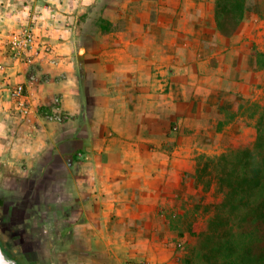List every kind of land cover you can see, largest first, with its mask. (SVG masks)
<instances>
[{"label":"crops","instance_id":"0c3cea01","mask_svg":"<svg viewBox=\"0 0 264 264\" xmlns=\"http://www.w3.org/2000/svg\"><path fill=\"white\" fill-rule=\"evenodd\" d=\"M155 2L154 20L130 19L110 35L115 48L79 51L75 27L90 0H0V10L25 11L27 4L39 11V42L60 58L58 65L18 64L3 77L0 149L10 169L18 164L41 174L58 167L70 175L61 182L77 206L64 215L68 225L59 234L82 239L65 248L50 241L45 256L40 245V257L27 254V264H182L172 243L184 229L172 219L187 220L188 203L201 198L190 189L195 155L251 147L256 139L253 109L264 105L258 95L264 68L254 53L264 54V18L252 23L249 35H242V24L226 37L216 29V0ZM3 18L5 24L17 19ZM137 24L154 36L132 32ZM30 74L34 112L25 118L6 99L7 86L27 82ZM56 98L67 117L62 122L45 117ZM42 196L37 193L34 207L46 218Z\"/></svg>","mask_w":264,"mask_h":264},{"label":"rangeland","instance_id":"374dc122","mask_svg":"<svg viewBox=\"0 0 264 264\" xmlns=\"http://www.w3.org/2000/svg\"><path fill=\"white\" fill-rule=\"evenodd\" d=\"M129 1L131 0H90L89 8L80 12L81 14H79L78 17L79 23L76 25L77 27H75L76 33L79 37V41L75 43L76 49L79 51L81 49L94 51L113 49L115 48L116 36L110 38V35L119 34L124 31V29L127 28L130 19H139L143 15H148V17H151L150 21L154 20L153 18H155V14H152V12L157 3L155 0ZM260 1L261 3L257 4L258 10L249 13L242 23L244 24L243 36H247L251 33L250 29L252 23L264 18V0ZM24 5L28 6L27 4ZM25 6L22 8H27V13L39 14V11L34 13V11L30 10V7ZM152 6L155 7L153 8ZM3 10H0V34L4 31L5 35L3 38L0 36V39H3V43H0V55L2 58V60H0V65L8 68L11 66V62L9 60V48L7 43H5V37L11 32H19L21 28L16 24V21H11L10 24H5L3 15L7 13L9 17H18L19 15H24V11L17 9H11V11ZM8 12L10 13L8 14ZM107 21L115 23L117 30L108 35H102L100 33V26ZM132 27L133 30L131 28V31L136 34L138 32L139 34H147L150 37L154 36L153 30L150 29L148 34L146 27H143L142 24H137ZM37 29L38 28H36V34ZM161 33L162 32L160 31L159 34ZM163 35H165L164 31ZM39 43L40 45H48L46 43ZM38 61H45L51 64L49 62L50 60L47 58H40L36 62ZM4 71L5 68L4 70H0V82H2L3 77L6 76ZM12 86H14V84L9 83L7 88ZM260 90L261 93L258 94L259 97H264V85L260 87ZM7 98L8 96H6V99ZM262 108L263 107H261V109H253L255 116H259ZM172 129L175 131V127ZM201 148L208 147L205 145L201 146ZM210 148V150H214L213 147ZM236 148L239 147L232 146L223 149L218 147L215 148V151L216 153H221L211 154L210 156L205 153L195 155L196 167L193 176L196 181H193L194 179L191 178L193 184L189 186L193 193L198 191L197 193H200L201 198H199L197 194L196 198L188 203V205H191L192 211L187 220L183 222L180 220L178 221L177 216L172 219L175 221L176 228L180 227V230L184 229L183 234L178 235L180 239L174 244L172 243V247L175 248V254L178 256L182 264H184L183 259L187 251L198 243L200 233L204 230L206 222L212 215L216 204L222 198V193L218 189L214 180V173L212 174L211 171V174L201 172L200 168L202 167L200 165L203 166L205 164V159L200 161V158L218 157ZM5 156L6 153H2V150L0 149V225L7 228L8 235L6 236V240L10 242V246L12 247L11 250L20 254L24 258L29 254L31 258L35 257V255L39 256L38 247L40 245L43 249V251L40 250V256H45L49 253L51 247L47 245V243L50 241H53L54 243L60 241L59 243H62V247L65 248L66 243L68 242L72 243L73 241L79 242L82 240L80 235H76L74 239L71 235L59 234V230L64 228L65 225H68V219H66L64 215L71 213V207L77 206L76 203L71 200L74 199L75 195L69 190V187H63L61 182V180L68 178L70 175L66 173L64 169L60 171L58 167L56 169L47 167L41 172V174H39L38 170H30L27 172L25 170L21 171V166L18 164H16L17 166L15 165L16 169H10L11 164L7 162ZM152 159L156 161V158L152 157ZM199 163L201 164L199 165ZM198 168L199 173L197 172ZM208 183H210L209 187L206 186ZM53 189H58L59 193L56 194ZM37 193H43V196L40 198V201L42 202L40 207L42 208L43 213L48 214V217L46 218H39L36 212L38 209L37 207H34L37 202ZM24 208H26V210H24ZM33 229L34 231H32ZM10 235H12V239L10 238ZM0 238L4 237L0 235ZM13 241L18 243L19 246L15 247Z\"/></svg>","mask_w":264,"mask_h":264},{"label":"trees","instance_id":"16d2710c","mask_svg":"<svg viewBox=\"0 0 264 264\" xmlns=\"http://www.w3.org/2000/svg\"><path fill=\"white\" fill-rule=\"evenodd\" d=\"M256 8L253 0H216V29L223 36H233ZM100 30L102 35H108L117 29L115 23L107 21ZM254 54L264 68V54ZM256 129L251 147L200 158V161L205 159L203 166L199 163L201 172L214 173L222 198L208 218L198 243L187 251L184 264H264V105ZM13 253L17 264H26L23 256Z\"/></svg>","mask_w":264,"mask_h":264},{"label":"built area","instance_id":"2783aa9c","mask_svg":"<svg viewBox=\"0 0 264 264\" xmlns=\"http://www.w3.org/2000/svg\"><path fill=\"white\" fill-rule=\"evenodd\" d=\"M26 11H24V15H19L15 20L16 24L21 28L20 31L11 32L5 37L11 62V66L8 68L0 65V70L5 68V74H7L9 69H13L15 65L26 64L29 66L40 58H47L52 65L59 64L60 58L54 53L52 47L40 45L38 41L36 23L40 14H30ZM35 81V75L30 74L27 82L17 83L9 87L7 91L8 101H10L16 112L25 118H29L34 112L29 88ZM2 98H5V95L0 90V100ZM45 117L52 122H62L67 119L61 111L59 98H56L53 106L46 111Z\"/></svg>","mask_w":264,"mask_h":264},{"label":"flooded vegetation","instance_id":"af4514ba","mask_svg":"<svg viewBox=\"0 0 264 264\" xmlns=\"http://www.w3.org/2000/svg\"><path fill=\"white\" fill-rule=\"evenodd\" d=\"M0 232L2 233V236H4V237H6L7 235H8V232H7V228L6 227H4L3 225L1 226L0 225ZM11 237V239H12V235H10ZM14 243V246L15 247H18L19 246V244L18 243H16L15 241H13ZM0 246H1V248H2V250H3V252H4V254L6 255V257L10 260V261H12V262H14V263H16V261H15V259H14V253H13V251L11 250L12 249V247L10 246V242H6L5 240H4V238H0ZM9 249H10V251H9ZM22 254V253H21ZM25 261H26V258H25ZM27 262V261H26ZM17 264V263H16ZM27 264V263H26Z\"/></svg>","mask_w":264,"mask_h":264},{"label":"water","instance_id":"95a60500","mask_svg":"<svg viewBox=\"0 0 264 264\" xmlns=\"http://www.w3.org/2000/svg\"><path fill=\"white\" fill-rule=\"evenodd\" d=\"M0 264H16V263L10 261V260L6 257V255L4 254V252H3L2 248H1V246H0Z\"/></svg>","mask_w":264,"mask_h":264}]
</instances>
